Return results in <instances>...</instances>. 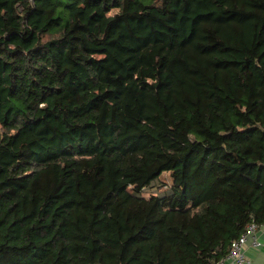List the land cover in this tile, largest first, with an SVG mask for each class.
I'll return each mask as SVG.
<instances>
[{
	"label": "trees",
	"instance_id": "1",
	"mask_svg": "<svg viewBox=\"0 0 264 264\" xmlns=\"http://www.w3.org/2000/svg\"><path fill=\"white\" fill-rule=\"evenodd\" d=\"M250 221L264 0H0V264H216Z\"/></svg>",
	"mask_w": 264,
	"mask_h": 264
},
{
	"label": "built area",
	"instance_id": "2",
	"mask_svg": "<svg viewBox=\"0 0 264 264\" xmlns=\"http://www.w3.org/2000/svg\"><path fill=\"white\" fill-rule=\"evenodd\" d=\"M166 187V184H164ZM260 225L255 221H250L244 231L234 240H232L230 245V250L227 255L220 259L216 264H226L230 262L231 264H250V259L247 256L245 250L250 239L253 245H259L260 242L257 238V231Z\"/></svg>",
	"mask_w": 264,
	"mask_h": 264
},
{
	"label": "crops",
	"instance_id": "3",
	"mask_svg": "<svg viewBox=\"0 0 264 264\" xmlns=\"http://www.w3.org/2000/svg\"><path fill=\"white\" fill-rule=\"evenodd\" d=\"M257 238L260 244L253 245L249 239L245 250L247 256L250 259V264H264V224L259 226ZM226 264L231 263L228 261Z\"/></svg>",
	"mask_w": 264,
	"mask_h": 264
},
{
	"label": "rangeland",
	"instance_id": "4",
	"mask_svg": "<svg viewBox=\"0 0 264 264\" xmlns=\"http://www.w3.org/2000/svg\"><path fill=\"white\" fill-rule=\"evenodd\" d=\"M161 179H162V181L165 182L164 184H167V183L170 182V178H169V174H168V173H164V174L161 176ZM164 184H163L161 187H156L154 192H160V191L164 190V189L166 188V187H164ZM167 185H168V184H167ZM152 191H153V189H152V190H150V189H145V190H143V194H144L145 196H149V195L151 194Z\"/></svg>",
	"mask_w": 264,
	"mask_h": 264
}]
</instances>
